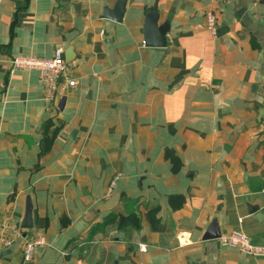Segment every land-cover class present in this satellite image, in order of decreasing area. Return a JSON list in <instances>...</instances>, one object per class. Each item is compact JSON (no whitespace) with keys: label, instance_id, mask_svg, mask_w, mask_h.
Masks as SVG:
<instances>
[{"label":"crops","instance_id":"obj_1","mask_svg":"<svg viewBox=\"0 0 264 264\" xmlns=\"http://www.w3.org/2000/svg\"><path fill=\"white\" fill-rule=\"evenodd\" d=\"M116 2L0 5V232L21 229L0 264H264L204 239L217 220L264 244V0H127L120 22L103 17ZM156 2L165 47L144 42ZM57 48L78 82L63 104L44 98L40 71L11 72L15 57ZM39 233L46 244L25 261Z\"/></svg>","mask_w":264,"mask_h":264},{"label":"built area","instance_id":"obj_2","mask_svg":"<svg viewBox=\"0 0 264 264\" xmlns=\"http://www.w3.org/2000/svg\"><path fill=\"white\" fill-rule=\"evenodd\" d=\"M3 0H0V5ZM205 27L213 36L219 34V20L214 11L208 10L205 13ZM36 69L41 72V83L44 88V98L56 104L69 88L75 87L78 82L66 71L65 51L62 48L55 49L53 55L48 59H41L35 56L15 57L11 61V72L17 69ZM120 174L116 175L111 182V189L115 185ZM21 229L18 226H10L5 223L0 232V244L4 247L11 246L20 236ZM218 242L224 246L238 248L242 253L255 257H264V244L252 241L249 236L243 232H232L221 235ZM45 240L42 234H37L27 239L23 245V256L25 261H31L37 251L45 246ZM146 245H141V250H146Z\"/></svg>","mask_w":264,"mask_h":264},{"label":"water","instance_id":"obj_3","mask_svg":"<svg viewBox=\"0 0 264 264\" xmlns=\"http://www.w3.org/2000/svg\"><path fill=\"white\" fill-rule=\"evenodd\" d=\"M127 0H117L115 6L113 8H106L103 17L115 20L120 22L124 16L126 10ZM159 11H158V3L156 2L148 15L146 16V20L143 25V36L145 45L148 47H165L166 46V38L167 33L169 32L170 25L169 22H165L162 25H158L159 20ZM72 51L69 50L66 54L68 55ZM69 60L70 58L67 57ZM65 97L61 98V104L64 103ZM258 207H250V212L258 214ZM259 217V215H258ZM22 228L31 229L33 228V218H32V202L31 199H27L26 210L24 214V218L22 221ZM222 232L219 229L218 222L215 220L206 234L204 235L205 240L217 239L221 237ZM117 264V262H115Z\"/></svg>","mask_w":264,"mask_h":264},{"label":"trees","instance_id":"obj_4","mask_svg":"<svg viewBox=\"0 0 264 264\" xmlns=\"http://www.w3.org/2000/svg\"><path fill=\"white\" fill-rule=\"evenodd\" d=\"M51 122L47 123L45 125V130L47 131L48 127L51 126ZM55 133L52 135V137H50L48 139V147L50 145V143H52V140H53V137H54ZM166 157L169 158L173 164V171L174 172H177L180 167H181V161L179 159V157L175 156L170 150H167L166 151ZM158 211H159V207H155V208H152L150 211H148L147 213V217H148V220L152 226V228H155L156 225L158 224L159 222V219L157 217V214H158ZM136 216V215H135ZM137 217V216H136ZM111 222L110 220L108 221H105L104 223L98 225V228L101 227V225L105 224V223H109ZM92 233H94V231H92Z\"/></svg>","mask_w":264,"mask_h":264}]
</instances>
